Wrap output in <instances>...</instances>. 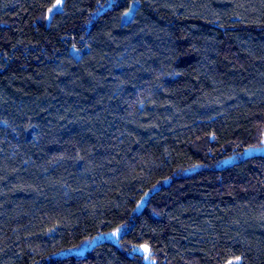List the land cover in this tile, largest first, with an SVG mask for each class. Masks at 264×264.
I'll return each mask as SVG.
<instances>
[{
	"label": "trees",
	"instance_id": "16d2710c",
	"mask_svg": "<svg viewBox=\"0 0 264 264\" xmlns=\"http://www.w3.org/2000/svg\"><path fill=\"white\" fill-rule=\"evenodd\" d=\"M55 2L0 0V264H264V0Z\"/></svg>",
	"mask_w": 264,
	"mask_h": 264
},
{
	"label": "rangeland",
	"instance_id": "374dc122",
	"mask_svg": "<svg viewBox=\"0 0 264 264\" xmlns=\"http://www.w3.org/2000/svg\"><path fill=\"white\" fill-rule=\"evenodd\" d=\"M55 4V3H54ZM147 247L148 251L145 252L144 251V247ZM134 251L139 252L141 254H143L144 259L146 262L150 263V262H154V258H152L151 254H150V249L149 246L147 244H140V245H136V247L134 248Z\"/></svg>",
	"mask_w": 264,
	"mask_h": 264
},
{
	"label": "snow or ice",
	"instance_id": "6c2138e0",
	"mask_svg": "<svg viewBox=\"0 0 264 264\" xmlns=\"http://www.w3.org/2000/svg\"><path fill=\"white\" fill-rule=\"evenodd\" d=\"M61 4H62V0H56L55 4H53L52 7L48 9V12H49L50 14H53V13L59 11V10H60V6H61ZM127 14H128V13H125V15H127ZM262 143H264V141H262ZM113 235H116V233H113ZM144 251H145V252L148 251V249H147L146 246L144 247ZM239 259H240V258L237 257V260H239ZM229 264H232V262L230 261Z\"/></svg>",
	"mask_w": 264,
	"mask_h": 264
}]
</instances>
